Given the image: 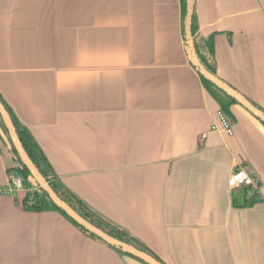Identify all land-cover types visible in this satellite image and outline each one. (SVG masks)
I'll return each mask as SVG.
<instances>
[{"label": "crops", "instance_id": "crops-1", "mask_svg": "<svg viewBox=\"0 0 264 264\" xmlns=\"http://www.w3.org/2000/svg\"><path fill=\"white\" fill-rule=\"evenodd\" d=\"M216 76L264 110V0H194ZM180 0H0V96L54 173L164 264H264V124L234 133L190 64ZM206 134L202 139L201 135ZM0 140V264H141L28 211ZM255 177L229 189L232 171Z\"/></svg>", "mask_w": 264, "mask_h": 264}, {"label": "trees", "instance_id": "trees-1", "mask_svg": "<svg viewBox=\"0 0 264 264\" xmlns=\"http://www.w3.org/2000/svg\"><path fill=\"white\" fill-rule=\"evenodd\" d=\"M185 6H186L185 0H180L181 23H182L181 26H182V33H183L184 39H185L184 18H185V11H186ZM191 35H192V42H193L194 50L196 52V55L199 61L208 71L216 75V68H215V61H214L213 36L205 39L200 35L195 10H194L193 17H192ZM200 79L204 87L207 89V91L218 102L222 113L231 122H233L234 119L229 111V108L231 105L236 104V102L232 100L231 98L227 97L224 93L219 91L217 88H215L211 83L203 79L201 76H200ZM0 102L4 105L5 109L10 115V118L15 127L16 134L21 142L22 147L24 148L27 155L29 156L33 164L36 166L40 174L44 177V179L49 184L51 189L58 195L60 199H62L65 203H67L82 218H84L85 220H87L92 225L96 226L97 228L105 232L106 234L122 242L130 244L134 246L135 248H137L138 250H141L151 255L156 260L160 261L158 257L154 255L148 248L143 246L141 243H139L135 238L130 236L125 231L119 229L118 227L112 225L111 223H109L108 221L104 220L102 217L97 215L87 205H85L83 201H81L76 195H74L66 186H64V184L60 181V179L54 173L51 165L47 161L46 157L44 156L43 152L41 151L37 143L34 141V139L30 135V133L27 131V129L19 123V121L13 114L12 110L4 102L1 96H0ZM254 105L264 112L262 108L258 107L256 104ZM0 140L6 146H8L9 151L12 153L14 162L16 163V166L14 168L8 170V173L9 174L13 173V175L21 177L25 188H32L31 183H30V180H31L30 173L26 169V167L21 163L16 151L14 150L10 142L7 130L1 120V117H0ZM259 201H260V198L254 193L251 199L246 202V205H251ZM22 203L26 210L32 211V212H41L43 210H49V209L56 210L59 213H61L71 224L77 227L83 234H85L86 236L90 237L93 240L103 243L99 238L85 231L83 228H81L75 222H73L65 213H63L61 210L56 208L51 203V201L48 199L46 193L38 187H34V190L32 192L26 193ZM110 248L116 251L117 253L124 255L120 251L112 247ZM125 256L128 257V255H125Z\"/></svg>", "mask_w": 264, "mask_h": 264}, {"label": "water", "instance_id": "water-1", "mask_svg": "<svg viewBox=\"0 0 264 264\" xmlns=\"http://www.w3.org/2000/svg\"><path fill=\"white\" fill-rule=\"evenodd\" d=\"M185 18H184V31L186 40V52L190 64L196 69L197 73L206 81L211 83L215 88L224 93L227 97L236 102V105L247 111L252 117L264 124V112L257 108L252 102H250L245 96L236 91L229 84L218 78L215 74L208 71L202 63L199 61L196 52L194 50L191 24L194 13V0H185ZM0 117L7 130L10 142L16 151L21 163L29 171L33 187H38L44 191L51 201V203L65 213L73 222L83 228L88 233L99 238L106 245L120 251L124 255H128V258L134 259L141 264H164L161 261L156 260L151 255L138 250L134 246L122 242L118 239L111 237L90 222L82 218L76 211H74L67 203L58 197V195L51 189L44 177L40 174L36 166L33 164L26 151L21 145V142L16 134L15 127L12 123L9 113L5 109L4 105L0 102ZM130 256V257H129Z\"/></svg>", "mask_w": 264, "mask_h": 264}, {"label": "built area", "instance_id": "built-area-1", "mask_svg": "<svg viewBox=\"0 0 264 264\" xmlns=\"http://www.w3.org/2000/svg\"><path fill=\"white\" fill-rule=\"evenodd\" d=\"M216 116L219 122L218 126L212 125L211 130H221L225 135L232 136L234 133L232 122L222 113L221 110L216 112ZM201 138L205 139L206 134H202ZM9 185L11 186L12 190L17 192L23 191L25 189L22 178L16 175L10 176ZM227 187L229 189L247 188L249 189L248 191L250 194H253L254 192H257L258 183L253 175L248 173L245 169L239 167L232 171L227 180ZM0 193H2L1 190Z\"/></svg>", "mask_w": 264, "mask_h": 264}, {"label": "rangeland", "instance_id": "rangeland-1", "mask_svg": "<svg viewBox=\"0 0 264 264\" xmlns=\"http://www.w3.org/2000/svg\"><path fill=\"white\" fill-rule=\"evenodd\" d=\"M13 175V174H12ZM31 186L33 187L32 183H31ZM25 188V187H24Z\"/></svg>", "mask_w": 264, "mask_h": 264}]
</instances>
